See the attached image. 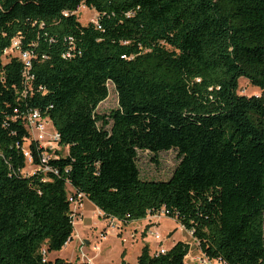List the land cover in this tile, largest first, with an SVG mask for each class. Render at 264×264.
I'll use <instances>...</instances> for the list:
<instances>
[{
  "label": "trees",
  "instance_id": "16d2710c",
  "mask_svg": "<svg viewBox=\"0 0 264 264\" xmlns=\"http://www.w3.org/2000/svg\"><path fill=\"white\" fill-rule=\"evenodd\" d=\"M15 38L29 79L4 54ZM241 77L261 94H240ZM110 83L119 105L100 113ZM32 109L68 153L24 175ZM169 151L167 179L142 175V153ZM68 186L105 217L165 212L209 258L264 264V0H0V264H73L48 257L74 235ZM190 249L145 245L138 264H188Z\"/></svg>",
  "mask_w": 264,
  "mask_h": 264
},
{
  "label": "rangeland",
  "instance_id": "374dc122",
  "mask_svg": "<svg viewBox=\"0 0 264 264\" xmlns=\"http://www.w3.org/2000/svg\"><path fill=\"white\" fill-rule=\"evenodd\" d=\"M82 24L96 22L98 12L86 5H81L76 12ZM4 61H7L5 59ZM259 86L250 83L246 77L239 79V93L259 95ZM119 98L113 84H109V96L98 106V112L105 113L118 107ZM54 126H48L53 130ZM61 154L68 153V147L59 145ZM142 175L148 178L167 179L176 163V152H162L159 160L144 152L139 160ZM34 165L27 162L25 175L34 172ZM69 192L72 188L68 186ZM80 208L74 212L75 230L73 238L62 250L53 251L49 258H64L73 264H138V257L145 245L152 253L160 248L169 249L178 241L190 244L186 257L188 264H202L203 252L198 240L176 219L166 216L165 212L148 215L147 218L125 224L115 218L105 217L91 200L82 197ZM149 228V230H147ZM159 234L160 238H156Z\"/></svg>",
  "mask_w": 264,
  "mask_h": 264
},
{
  "label": "built area",
  "instance_id": "2783aa9c",
  "mask_svg": "<svg viewBox=\"0 0 264 264\" xmlns=\"http://www.w3.org/2000/svg\"><path fill=\"white\" fill-rule=\"evenodd\" d=\"M4 54L18 56V58H20L24 62L25 75L28 79L30 78V76H28V73L32 63V56L29 52L22 49L19 38L13 39L11 46L5 50ZM23 119L25 122V126L29 132V136L26 137L25 142L22 145V151L26 157V163L28 162L34 165V172H36L37 170L52 171L53 169L48 165V163L49 160L53 156H55V152L57 151L56 148H59L58 146L60 145V134L55 129V127L53 128V130L48 129V126L53 125L52 120L47 114L43 113L38 109L29 110L24 115ZM32 142L36 143L38 147L43 149L41 153L42 164L39 166L33 163V155L29 147ZM25 170L26 169L24 168L22 171L24 175L26 172ZM82 197L85 196L83 194L76 195L75 192L72 190L70 200L72 202L73 216L74 212H77V210L80 208V200ZM156 238H160V235L157 234ZM165 251L166 249L160 248L155 253L159 254L164 253ZM201 262L202 264H227L221 259L209 258L205 253H203L202 255Z\"/></svg>",
  "mask_w": 264,
  "mask_h": 264
},
{
  "label": "bare ground",
  "instance_id": "6f19581e",
  "mask_svg": "<svg viewBox=\"0 0 264 264\" xmlns=\"http://www.w3.org/2000/svg\"><path fill=\"white\" fill-rule=\"evenodd\" d=\"M75 223V222H74ZM69 244V242L67 243V245Z\"/></svg>",
  "mask_w": 264,
  "mask_h": 264
}]
</instances>
